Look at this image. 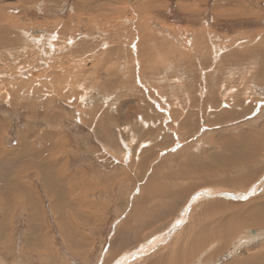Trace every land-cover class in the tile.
Here are the masks:
<instances>
[{
  "label": "rangeland",
  "instance_id": "374dc122",
  "mask_svg": "<svg viewBox=\"0 0 264 264\" xmlns=\"http://www.w3.org/2000/svg\"><path fill=\"white\" fill-rule=\"evenodd\" d=\"M260 208L264 0H0V264H264Z\"/></svg>",
  "mask_w": 264,
  "mask_h": 264
},
{
  "label": "crops",
  "instance_id": "0c3cea01",
  "mask_svg": "<svg viewBox=\"0 0 264 264\" xmlns=\"http://www.w3.org/2000/svg\"><path fill=\"white\" fill-rule=\"evenodd\" d=\"M201 181H204V179H202ZM196 183L197 184H199L200 182L199 181H196ZM143 198H146V195H143ZM166 212H168V210L166 211ZM212 219H213V222H212V224L213 225H216L215 224V222H216V218H215V216H214V214H212ZM182 218V217H181ZM204 227H205V222H203V221H201V220H196V222H195V227H194V229L195 230H197V231H201V230H203L204 229ZM254 261H255V259H254ZM243 264H246V260L244 259L243 260Z\"/></svg>",
  "mask_w": 264,
  "mask_h": 264
},
{
  "label": "bare ground",
  "instance_id": "6f19581e",
  "mask_svg": "<svg viewBox=\"0 0 264 264\" xmlns=\"http://www.w3.org/2000/svg\"><path fill=\"white\" fill-rule=\"evenodd\" d=\"M254 157V156H253ZM245 161H250L248 158L245 160ZM238 163H239V161H237ZM237 163V164H238ZM234 165V164H233ZM225 167H227V165L225 166ZM235 167H237V166H235ZM235 178V177H234ZM227 179V178H226ZM262 210H264V208H260V211H259V209H258V211L256 212V214H255V216L254 217H252L250 220H251V222L253 223V224H256V222H259V221H261V220H264L263 218H261V217H264L263 215H264V211H262ZM260 214V215H259ZM253 215V214H252Z\"/></svg>",
  "mask_w": 264,
  "mask_h": 264
}]
</instances>
